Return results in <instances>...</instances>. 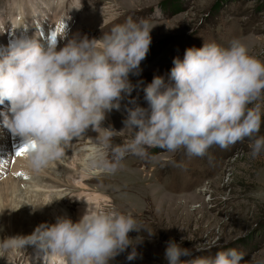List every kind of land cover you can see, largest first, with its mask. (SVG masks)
Returning <instances> with one entry per match:
<instances>
[{"label":"clouds","instance_id":"9594fccd","mask_svg":"<svg viewBox=\"0 0 264 264\" xmlns=\"http://www.w3.org/2000/svg\"><path fill=\"white\" fill-rule=\"evenodd\" d=\"M151 29L147 22L129 18L100 39H72L60 50L55 41L45 47L33 38L0 51V105L7 101L10 106L3 124L28 147L24 159L30 172L39 174L60 160L89 128L98 133V145L112 154L109 160L100 151L90 165L108 174H114L127 155L145 158L150 148L204 156L213 145L226 149L248 138L253 158L264 152V136H257L264 115L258 103L264 100V62L250 55L239 38L227 47L204 42L186 49L183 59L175 57L171 82L157 75L143 89L147 108L130 101L135 106L126 109L124 124L134 131L133 138L112 145L116 131L102 123L106 113L120 109L122 93H131L129 75L139 74ZM142 230L147 231L131 214L89 207L78 222L61 217L39 225L30 236L0 241V258L32 244L44 253V260L110 264L131 246V261L143 238H130L129 233ZM192 256V249L174 240L167 243L168 264H241L244 258L236 249H227L215 257L182 259ZM6 259L11 264V255Z\"/></svg>","mask_w":264,"mask_h":264},{"label":"rangeland","instance_id":"374dc122","mask_svg":"<svg viewBox=\"0 0 264 264\" xmlns=\"http://www.w3.org/2000/svg\"><path fill=\"white\" fill-rule=\"evenodd\" d=\"M6 1L0 0L1 8ZM72 1H68L63 10V23L68 19V26L63 29L64 36L72 33L71 28L76 20H81L83 24L80 39L85 36L88 39H100L114 25L123 24L129 18L135 22H147L152 28L150 49L140 64L139 74L129 75L132 91L130 94L122 93V100L127 101L131 108L135 106L130 102L132 100L147 108L143 89L153 77L163 76L165 82L170 83L173 59H183L186 49L200 48L204 42H215L227 47L231 40L239 38L247 46L250 55L264 62V0ZM56 2L36 0L39 12L47 13L49 24L59 13ZM93 9L104 11L107 19L104 26L85 25V14ZM2 14L7 19L9 14L5 9H2ZM37 27V23H34L32 29ZM258 103L264 114V100ZM115 121L118 129L112 145H123L133 138L134 131L125 128L124 120L116 117ZM102 126L114 131L116 129L109 123H102ZM257 136H264V115ZM76 142V151L88 146L87 140ZM250 142L245 138L226 149L213 145L204 156H190L184 150L171 153L150 148L145 158L127 155L121 161L120 168L111 174L112 177L93 175L87 181L90 187L87 190L103 192L114 198V203L103 210L131 214L147 229L129 233L130 238H143L136 245V259H127L132 251L130 246L110 264H168L165 251L170 240L193 250L192 257L182 259L215 257L218 251L236 249L244 255L241 264H264V152L253 158ZM100 151L109 160L112 159L110 149L101 148ZM93 171L102 172L99 167H94ZM59 177L62 178L61 175ZM22 179L17 181L22 183ZM49 184L58 185L55 182ZM63 198L65 200L60 202L73 215L77 203L73 201L72 194ZM36 207L39 208L35 209V213L31 212L26 218L31 223L14 219V224L18 223L22 227L18 237L31 235L30 224L35 227L47 224L43 209L41 206ZM5 226L6 219H0V241L10 238ZM148 232L153 234L149 235ZM32 246L26 244L18 249L20 256L15 264L27 261ZM197 247L206 250L196 252ZM10 253L0 258V264Z\"/></svg>","mask_w":264,"mask_h":264},{"label":"bare ground","instance_id":"6f19581e","mask_svg":"<svg viewBox=\"0 0 264 264\" xmlns=\"http://www.w3.org/2000/svg\"><path fill=\"white\" fill-rule=\"evenodd\" d=\"M44 1L46 2V0ZM56 1V9L59 10V13L57 16L55 15L51 24L48 23L47 13L39 12L37 9L36 0L6 1L5 6L0 7V51L7 50L10 45L20 39L34 38L45 47L52 40L55 41L57 50L63 48L72 39H80V28L83 25L81 20H76V24L71 28V34L63 35V29L68 26L67 18L63 23V10L70 0ZM2 9H5L9 14L7 19L2 16ZM85 15V25L104 26L103 23L107 21L104 17V11L100 9H93ZM34 23H37L38 27L32 29ZM121 104L124 106H121L119 110L114 109L106 113V119L103 121L105 124H113L116 127V132L118 129L116 117L125 120L128 115L126 109L131 108L128 107V102L125 100H122ZM9 107L7 101L4 105H0V219H6L5 230H7L10 238L18 237L22 230L18 223L14 224V219L31 223L26 221V218L30 216L31 212L35 213L36 210L33 207L41 206L43 215L48 219L47 224L51 225L61 217L78 222L89 207L97 211H104L105 206L110 207V203H114V198L111 195L87 190L90 188L87 181L91 180L93 175L113 176L104 171L101 173L92 172L94 167L90 165V158L102 148L95 140L98 133L89 128L84 136L72 141V144L66 149L64 157L50 164L45 171L35 174L27 168L24 155L20 157L15 155L23 144L21 138L13 137L3 124L4 114L10 115ZM83 140L84 142L87 140L88 146L76 151V141L83 142ZM18 173H22V175H18ZM20 178H23L24 181L26 178L31 180L23 181L22 183L25 184H22L18 182L19 180L17 181ZM47 181L55 182L58 185L49 184ZM67 194H72L73 201L77 203V209L73 215L60 202L62 199L65 200L63 197ZM195 207L200 206L196 205ZM36 228L34 224H30L31 234ZM17 230L19 232L16 233ZM10 255L12 257L11 264H15L19 255L18 249L11 252ZM2 264H9V262L6 259ZM24 264H62V261L57 257L44 260V253L34 245L31 247L29 257Z\"/></svg>","mask_w":264,"mask_h":264},{"label":"snow or ice","instance_id":"6c2138e0","mask_svg":"<svg viewBox=\"0 0 264 264\" xmlns=\"http://www.w3.org/2000/svg\"><path fill=\"white\" fill-rule=\"evenodd\" d=\"M28 151V147L26 145L20 147L17 151H16V156L20 157L22 155H24L26 152ZM18 175H22V173H18Z\"/></svg>","mask_w":264,"mask_h":264}]
</instances>
